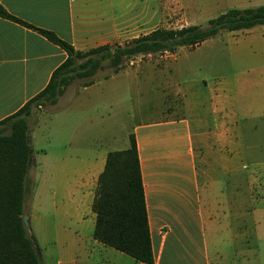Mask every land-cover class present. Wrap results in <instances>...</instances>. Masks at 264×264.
Returning <instances> with one entry per match:
<instances>
[{"label":"crops","instance_id":"1","mask_svg":"<svg viewBox=\"0 0 264 264\" xmlns=\"http://www.w3.org/2000/svg\"><path fill=\"white\" fill-rule=\"evenodd\" d=\"M133 1L0 0V4L30 24L55 31L75 48L86 49L116 42L120 34L127 37L133 31L129 23L120 26L122 9L130 8L129 12ZM66 56L60 45L38 30L0 16V119L40 91ZM207 89L208 95L203 97L202 91L176 86L173 93L181 95L179 105L169 104L163 114L138 121L124 145L113 147H127L129 135H134L152 262L137 260L92 235L88 240L78 236L73 242L56 237L47 244L44 264H239L227 258L221 240L228 239L235 253L244 251L240 239L244 235L246 181L228 175L239 144L241 110L230 94L228 80L218 78ZM29 135L32 140L30 127ZM108 151L95 148L89 159L80 157L83 169L78 168L76 180L67 188V200L87 203L89 180L97 179ZM39 163L33 157L32 165ZM225 173L227 178L222 181L220 175ZM93 195L89 196L91 202ZM85 215L93 231L95 213L91 209Z\"/></svg>","mask_w":264,"mask_h":264},{"label":"rangeland","instance_id":"2","mask_svg":"<svg viewBox=\"0 0 264 264\" xmlns=\"http://www.w3.org/2000/svg\"><path fill=\"white\" fill-rule=\"evenodd\" d=\"M261 3L264 0H134L131 10L123 8L120 15V26L129 23L133 31L127 37L120 34L116 42L159 26L205 24L231 6ZM110 71L109 66L98 69L93 75L97 82L86 88L81 87L82 78L73 79L55 103L36 106L28 116L34 133L33 157L40 163L28 171L22 209L41 246L43 262L47 244L56 237L73 242L78 236L83 240L92 236L85 214L91 210L89 196L96 180H89L87 203L67 200V188L83 169L80 157L89 159L95 148L105 153L124 145L135 123L163 114L169 104L179 105L181 95L173 93L176 86L202 91L204 97L207 88L221 78L228 80L230 94L241 110L239 144L228 175L246 181L244 235L240 239L244 251L235 253L226 238L221 243L231 261L264 264V24L221 31L174 52L137 55L105 77ZM64 159L67 163L56 167ZM220 177L226 180L227 173Z\"/></svg>","mask_w":264,"mask_h":264},{"label":"trees","instance_id":"3","mask_svg":"<svg viewBox=\"0 0 264 264\" xmlns=\"http://www.w3.org/2000/svg\"><path fill=\"white\" fill-rule=\"evenodd\" d=\"M0 16L30 26L60 45L66 58L52 71L47 84L18 110L0 119V264H44L36 236L22 220L28 171L33 163L28 116L36 106L55 103L68 84L82 78L92 83L93 75L105 66L118 72L125 61L137 55L174 52L180 46H196L221 31H232L264 24V3L231 6L210 17L205 24L178 27L159 26L124 42L103 43L86 49L74 45L47 28L35 26L10 13L0 4ZM91 209L95 213L92 235L106 245L137 260L151 263L153 251L144 197V186L133 134L129 145L106 153L99 172Z\"/></svg>","mask_w":264,"mask_h":264},{"label":"water","instance_id":"4","mask_svg":"<svg viewBox=\"0 0 264 264\" xmlns=\"http://www.w3.org/2000/svg\"><path fill=\"white\" fill-rule=\"evenodd\" d=\"M22 220H23V223L25 225V227L30 230V223H29V217L27 214H23L22 215Z\"/></svg>","mask_w":264,"mask_h":264}]
</instances>
